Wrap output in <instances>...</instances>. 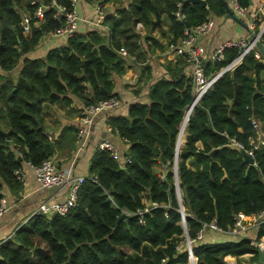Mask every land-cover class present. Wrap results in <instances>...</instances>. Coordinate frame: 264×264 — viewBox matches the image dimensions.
<instances>
[{"label":"trees","instance_id":"trees-1","mask_svg":"<svg viewBox=\"0 0 264 264\" xmlns=\"http://www.w3.org/2000/svg\"><path fill=\"white\" fill-rule=\"evenodd\" d=\"M32 1L0 0V16L11 27L0 33V69L4 72L13 71L44 35L62 25L63 19L54 17L53 7L44 11L41 21L33 18L35 8L47 6L51 0ZM55 1L70 9L68 0ZM85 1L103 7L119 3ZM204 1L205 5L187 0H131L125 6L115 5L103 20L106 28L101 29L106 33L76 31L64 45L50 49L44 57H25L17 80L2 76L0 199L6 186L11 191L22 189L14 172L23 163L40 165L54 156L55 149H70L77 141V132L66 127L53 141L55 148L48 145L44 102L66 107L72 94L87 106L117 97L113 75L124 74L132 67L129 62L145 63L148 55L163 48L152 35L155 29L168 35V43L176 42L185 27H194L212 16H227L221 0ZM238 1L249 7V0ZM178 2L185 15L183 21L175 15ZM25 11L30 17L28 38L24 35ZM156 17L161 20L159 25ZM163 20L168 30H163ZM138 23L147 30L146 35L136 30ZM120 48H125L129 56L120 55ZM237 53V48H228L220 62H206L205 74L220 70ZM187 66L182 57L164 64V75L149 87L147 103H132L127 116L108 119V126L126 140L131 162H117L107 151L96 149L79 187L76 206L65 215L30 217L0 245V264L188 263L172 173L178 127L194 98V80L186 73ZM149 70L146 65L142 73L147 71L148 77ZM251 118L264 125V56L260 53L257 58L253 52L215 82L187 123L177 167L182 204L190 215L186 224L191 239L202 223L214 220L226 231L238 213L251 215L264 210V148L255 151V163L250 165L239 149L228 144L234 137L248 148ZM5 126L13 130L9 136L4 133ZM188 159H192L194 168L187 166ZM144 201L158 206L144 213V224H140L135 212L145 207ZM123 213L126 216L117 224ZM263 235L264 222L257 239ZM192 250L196 264H226L228 255L252 254L253 261L258 259V249L246 238L213 244L196 242Z\"/></svg>","mask_w":264,"mask_h":264},{"label":"built area","instance_id":"built-area-1","mask_svg":"<svg viewBox=\"0 0 264 264\" xmlns=\"http://www.w3.org/2000/svg\"><path fill=\"white\" fill-rule=\"evenodd\" d=\"M70 9L66 6L58 4L55 0H51L47 6L39 5L33 11V18L41 21L44 17V11L48 7H53L55 9L54 17L59 20L63 19L62 25L50 31L47 35L60 38L66 41L71 37L78 29L80 18L75 11V6L80 2V0H68ZM228 5L234 14L239 18L243 19L249 15L246 7L240 5L238 0H226ZM35 4L33 0L31 2ZM180 2L177 3V12L175 13L178 20L183 21L185 15L180 11ZM93 21L97 27L106 28L103 25V20L106 16L107 11L105 7L95 4L93 9ZM250 16V15H249ZM251 17V16H250ZM251 20L247 22L249 28V34L247 37H240L236 39H229L222 41L217 45L216 48L209 54V62H220L223 59V53L228 48H237L238 53L235 58L229 62L227 65L222 67L218 71H213L210 75L205 74L206 62L203 61V48L198 43V37L210 32L214 26V19L209 18L202 23L194 27H185L183 35L176 42L167 43L168 53L174 57H182L188 63V70L190 75L194 80V98L192 103L185 110L183 118L178 127V133L176 137L175 151H174V164L172 167L173 179H174V189L176 198L178 201V211L180 213V225L183 228L184 236V246L187 251V264H196V257L193 254V244L199 242L206 231L213 230L219 233L229 235L236 239H244L245 232L254 225H258L264 222V210L251 215H245L243 213H238L235 216L234 224L228 230L224 231L218 227L214 220L209 223H202L201 228L197 231L194 238H190L186 233L187 224L186 218L190 215L185 212V208L182 204L181 192L179 188V178H178V158L179 152L185 143L186 137V127L189 117L193 113L194 107L199 104L203 95L215 84L217 80L222 78L226 73L234 70L238 65H240L243 59L251 52L254 53L255 57H259L260 52L258 50L257 44H261L264 49V19L261 21ZM30 17L29 14H24L23 25L25 27L24 31L30 30L29 27ZM85 21V20H83ZM136 30L142 35L144 27L141 23L136 25ZM118 53L122 56H129L125 48H120ZM120 104L119 99L114 96L105 100L98 101L96 103L84 106L79 117V126L77 128V143L78 150L83 149L87 138L90 133V127L94 122L97 115L109 112L115 109ZM252 134L248 137V148H245L243 143L237 141L234 137L229 138V145L242 150L247 155L254 159L255 151L264 148V138L262 137L260 122L256 118L250 119ZM110 133H117L115 129L108 126L107 129ZM126 142L125 139H123ZM97 150L107 151L109 156L117 161L123 163H130L129 156L125 153L121 155L120 151L117 149L115 144L107 139H101L97 145ZM30 166L36 176V181L39 188H60L66 191L65 198L60 202H43L31 213L32 217L36 214H41L44 216H51L54 214L65 215L69 210L76 206L77 193L79 187L84 182L86 177L84 176H73L71 171L68 169L58 168L54 159H45L40 165H32L30 162L26 163ZM17 180L20 181L21 187L27 184L26 173L23 168H19L14 172ZM96 181V177L92 178ZM145 207L141 210H137L135 215L138 216V221L140 224H144L143 214L149 212L151 209L156 208L158 205L156 202L144 201ZM11 207V203L7 194H3L0 199V217L3 216ZM9 239V238H8ZM6 240L0 242V245ZM250 243L260 251H264V240H250ZM130 253V250L127 251ZM164 260H162V263Z\"/></svg>","mask_w":264,"mask_h":264},{"label":"crops","instance_id":"crops-1","mask_svg":"<svg viewBox=\"0 0 264 264\" xmlns=\"http://www.w3.org/2000/svg\"><path fill=\"white\" fill-rule=\"evenodd\" d=\"M131 0H119L116 6L127 5ZM115 5L109 3L105 6L107 12H112ZM93 9L94 2L88 3L85 0H80V2L75 6V11L78 14L80 21L77 31L80 33H86L88 31L98 30L106 33L101 27H97L93 21ZM247 11L252 18V20L261 21L264 19V0H249V7ZM24 13H27L25 11ZM240 19L242 24L237 23L227 16H212L214 19V26L212 30L202 36L198 37V43L203 48V61L209 62V54L220 44L222 41L229 39H236L240 37H247L249 34V28L247 22L251 20V17ZM156 24H160V18L156 17ZM163 19V17H162ZM85 20V21H83ZM162 26L163 30H168V24L164 21ZM1 25V20H0ZM147 30L144 28L142 36L146 35ZM24 35L28 38L31 35V31H24ZM152 35L159 39L163 48L156 49L155 53L147 56L145 63L132 64L124 74L113 75L114 88L113 92L117 94V98L120 104L113 110L99 114L95 117L93 124L90 127V133L83 149L78 150L77 141L73 143V147L70 149L56 150L52 159L58 164L61 169H68L71 171L73 176H84L88 174V167L90 159L96 150V145L101 139H107L111 141L117 149L120 151L121 155L125 154L128 149V144L123 141L116 133H110L108 129L107 121L110 117L116 116H127L128 107L132 103L148 102V91L149 87L159 78L164 75L163 65L167 62L175 63L177 62L176 57L170 55L167 49V43L169 41L168 35H162L158 29L152 32ZM65 42L60 38H55L49 35H44L41 39L39 45L36 48L27 53L24 56L18 66L11 72H4L0 69V84L3 81L2 76L12 77L17 80L22 68L23 60L25 57L28 58H41L44 57L47 52L57 46L64 45ZM260 52V51H259ZM261 53V52H260ZM150 66L148 77L142 73L144 67ZM186 73H190L188 66ZM263 79V74L261 75ZM71 102L68 106L63 107L57 103H43V118L45 121L44 133L47 135L50 141H54L61 135L62 130L66 127H71L77 132L79 126L80 113L84 108L83 101L74 95H69ZM260 128L262 137L264 138V125L260 122ZM11 128L9 126L4 127V132H8ZM74 135V134H73ZM54 144V142H53ZM200 148L201 144L197 143ZM55 148V147H53ZM187 166L189 168H194L192 159L187 160ZM158 170L162 171V167L156 166ZM24 172L26 173L27 184L20 191H11L8 186L4 188V193L8 195L11 207L10 209L0 217V242L6 240L12 236V234L27 223L30 218L31 213L43 202L53 203L60 202L66 196V191L60 188H39L36 176L33 169L26 163L22 166ZM262 224V223H261ZM254 225L249 228L244 237L249 240H264V235L257 239V235L260 229V225ZM234 237L229 235L219 233L213 230H208L204 233L203 238L199 241L203 244H213L218 242L231 241ZM264 254V251H262ZM226 264H253L252 254H244L239 257L226 256L224 258ZM257 261V260H256Z\"/></svg>","mask_w":264,"mask_h":264},{"label":"water","instance_id":"water-1","mask_svg":"<svg viewBox=\"0 0 264 264\" xmlns=\"http://www.w3.org/2000/svg\"><path fill=\"white\" fill-rule=\"evenodd\" d=\"M187 1H193V2H200L201 4L205 5V1L204 0H187ZM227 15L234 21H236L239 24H242L241 20L234 14V12L231 10L230 6L228 5L226 0H221ZM0 20H1V25H0V33H2L5 29H11L10 25L8 24V22L6 21V19H4L2 16H0ZM258 50L261 52V54L264 56V49L261 46V44H257ZM13 130L10 129L8 132H4L6 136H9L10 133ZM48 145L51 146L52 148L54 147V144L52 141L48 142ZM241 155L243 156L244 160L250 164L253 165L255 163V160L247 155L246 153H244L242 150H240ZM126 215L123 213L117 220V224L119 223L120 220H122ZM187 233V230H186ZM264 263V254L262 253V251L258 250V259L257 261L253 262V264H262Z\"/></svg>","mask_w":264,"mask_h":264},{"label":"rangeland","instance_id":"rangeland-1","mask_svg":"<svg viewBox=\"0 0 264 264\" xmlns=\"http://www.w3.org/2000/svg\"><path fill=\"white\" fill-rule=\"evenodd\" d=\"M94 6H95V4H94ZM15 231H16V230H15ZM14 233H15V232H14ZM14 233H13V234H14ZM13 234H12V236H13ZM9 238H10V237H9ZM7 240H8V239H7ZM2 241H3V240H2ZM2 241H1V242H2ZM5 242H6V241H5ZM125 250L128 251V249H125Z\"/></svg>","mask_w":264,"mask_h":264}]
</instances>
